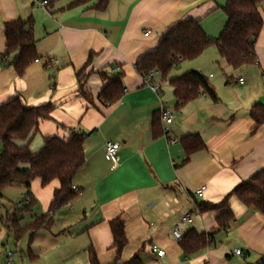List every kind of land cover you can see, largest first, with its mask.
<instances>
[{
  "label": "crops",
  "instance_id": "obj_1",
  "mask_svg": "<svg viewBox=\"0 0 264 264\" xmlns=\"http://www.w3.org/2000/svg\"><path fill=\"white\" fill-rule=\"evenodd\" d=\"M37 1L0 0V55L6 50V23L32 21L41 60L22 78L9 65L0 63V105L16 97L29 107L52 105L54 121L41 122L30 140L31 151L39 153L45 137L68 140L72 133H78L84 138L86 158L73 182L81 195L52 215V227L58 226L59 232L45 236V241L54 236L67 252L84 256L87 264L92 248L100 264H113L117 255L110 222L120 217L128 240L120 263L140 254L143 264H262L264 216L233 196L229 205L236 220L221 230L216 218L223 210L201 213L197 206L221 203L240 183L264 171V126L255 129L250 118L255 104L264 106V22L255 44L257 63L250 65L256 69V77H252L260 88L242 76L234 77L244 67L227 69L225 83L209 76L215 81L209 84L217 102L201 94L177 110L169 81L200 71L180 74L174 68L168 79L159 74L152 81L159 89L155 92L136 64L154 51L170 30L187 20L200 22L208 37L218 38L227 22L222 10L226 0H110L105 11L93 8L99 0L81 6H73L79 0H47L46 9L37 6ZM219 10V15H214ZM259 11L264 21V3ZM91 54V64L81 76L85 77L83 91L90 102L81 95L77 76ZM120 74L122 98L115 104H103L99 99L103 88ZM164 109L172 113L173 120L167 125L161 119L165 134L155 136L153 120L160 119ZM190 135H198L205 149L184 162L181 141ZM108 142L121 146L116 169L105 158ZM59 187L58 181L43 188L35 180L32 210L41 206L40 216L46 215ZM202 187L206 191L197 199L195 193ZM186 215L192 224L184 225L182 236L195 230L211 234L213 242L190 256L172 234ZM36 235L29 248L32 264L41 262L40 256L34 255ZM153 246L164 250L165 257L153 253ZM236 250L243 255L236 256Z\"/></svg>",
  "mask_w": 264,
  "mask_h": 264
},
{
  "label": "trees",
  "instance_id": "obj_2",
  "mask_svg": "<svg viewBox=\"0 0 264 264\" xmlns=\"http://www.w3.org/2000/svg\"><path fill=\"white\" fill-rule=\"evenodd\" d=\"M94 0H79L74 5H86ZM110 0H99L95 8L105 11ZM264 0H226L222 8L227 22L216 39L207 36L200 22L187 20L169 31L162 39L158 47L145 54L136 64L140 75L147 77L151 72H158L163 79H168L171 71L185 61H193L201 57L208 49L217 48L221 58V65L225 69L239 70L243 67L257 63L255 44L263 29V17L259 11ZM6 50L0 55V63L13 68L17 77L22 78L27 69L39 59L37 54V42L33 36L32 21H12L5 25ZM11 58V59H10ZM93 54L78 73L81 95L87 101L90 96L83 91L85 77H81L90 66ZM10 59V60H9ZM123 75L106 85L100 101L103 104H115L123 95ZM174 90L176 109L181 110L190 102L196 100L201 94H206L217 102L215 91L209 84V79L200 72H188L179 78L169 81ZM54 107L50 104L29 107L20 97L0 105V199L3 191L14 186H22L26 190L25 202L30 204L24 208H16L13 215H7L4 226L10 236H14L18 242L29 232L47 229L53 223L52 215L71 203L77 193L73 191V182L80 170L85 166L86 158L83 148L82 135L72 133L68 140L59 137H45L44 148L34 154L30 149V140L38 132L39 125L43 121H54ZM160 119L154 118L152 129L155 136L165 134ZM250 118L255 123V129L264 126V106L255 104L250 111ZM24 142L20 146L18 143ZM185 151L184 162L191 155L204 150L205 145L198 135H190L182 139ZM35 180L41 182L43 188L52 182L58 181L60 187L54 192L49 212L42 215L34 222L23 225V213L32 211L35 199L31 192L32 183ZM236 196L241 204L264 216V171L251 177L248 181L240 183L234 191L227 195L219 204L200 203L199 212L222 211L216 218L218 228L223 230L235 222V215L230 210L229 201ZM2 206L0 205V222ZM113 237V249L117 259L113 264H143L140 254H136L130 261L120 263V257L128 244L125 234L124 221L119 217L110 222ZM211 234L198 233L191 230L185 234L180 245L187 256L193 255L210 246ZM90 264H100L91 248L89 251ZM264 264V263H262Z\"/></svg>",
  "mask_w": 264,
  "mask_h": 264
},
{
  "label": "rangeland",
  "instance_id": "obj_3",
  "mask_svg": "<svg viewBox=\"0 0 264 264\" xmlns=\"http://www.w3.org/2000/svg\"><path fill=\"white\" fill-rule=\"evenodd\" d=\"M220 11L222 10L217 11L218 14L215 13L214 15H219ZM218 61L220 62L218 50L217 48L213 47L208 49L204 55L196 60L180 63L179 66L175 68V71L176 73L178 72L182 74V72L185 73L190 70H199L205 77L209 79L211 84H215V81L209 78L210 74L216 78V81H224L225 83L227 81V77H229V73L227 69L218 64ZM254 74H256V69L246 66L243 68V72L238 73L237 71L234 74V77L242 76L247 80L248 83L253 84L252 86L254 88L259 89V82L257 80H253V77H256ZM1 149L2 145L0 144V150ZM25 195L26 190L22 186H14L5 189L3 191V198L0 199V205L2 206L1 216L3 218V220L0 222V240L1 236L5 237L0 241V264H8L9 253L14 254V257L10 259L11 264H32V261L29 257V248L30 246H33L31 239L36 234L37 243L36 246L34 245V247H36L34 249V255L37 254L40 256L41 262L39 264H87L88 262L85 261L84 256H73L67 252L66 249H63L61 243L53 239L54 236L51 235L53 237L50 238L51 240L47 238L50 242L45 241V236L47 237V235H50V233L57 234L59 232L58 226L52 227V225H50L47 229H45V231L40 230L35 234H33V232H29L18 242L15 240L14 236H10V234L7 235V230L4 226L6 216L13 215L17 206L21 203H25ZM65 213L68 214V212ZM21 215L23 218V225L30 224L41 215V206L33 209L32 212H26ZM53 219L55 220V217Z\"/></svg>",
  "mask_w": 264,
  "mask_h": 264
},
{
  "label": "built area",
  "instance_id": "obj_4",
  "mask_svg": "<svg viewBox=\"0 0 264 264\" xmlns=\"http://www.w3.org/2000/svg\"><path fill=\"white\" fill-rule=\"evenodd\" d=\"M36 5L37 6H40L42 8H47L49 6V3L47 0H39L36 2ZM148 34H146L147 36ZM41 60L40 59H37L35 60V63H40ZM54 64H57V61L54 62ZM159 75L158 72L156 71H153L151 72L147 77H144L145 80H146V83L147 85H149L153 91L155 92H158V87H155L152 85V81L154 80V78ZM239 83H243V79H240ZM161 115H162V119L165 121V123L167 125L171 124L172 123V120H173V116H172V113L168 110V109H164L162 112H161ZM120 150H121V146L117 143H113V142H108L106 145H105V158L106 160L112 165V169H116L117 167H119V164H120V156H119V153H120ZM74 192H76L78 195H81V192L73 187L72 188ZM206 191V187H202L201 189H199L196 193H195V197L197 199H201L204 195V192ZM30 204V201L27 200L25 203H21L17 206V208H24L25 206L29 205ZM185 224H192V219L190 217V215H186L184 216L177 224H176V227L175 229L173 230V237L175 238L176 241L180 242L183 238L182 234H181V229L184 227ZM152 252L157 254L160 258H163L165 257L166 255V252L162 249H160L158 246H153L152 247ZM235 255L236 256H242V252L240 250H236L235 251ZM13 257V254L12 253H9L8 255V264H11L10 263V259Z\"/></svg>",
  "mask_w": 264,
  "mask_h": 264
},
{
  "label": "water",
  "instance_id": "obj_5",
  "mask_svg": "<svg viewBox=\"0 0 264 264\" xmlns=\"http://www.w3.org/2000/svg\"><path fill=\"white\" fill-rule=\"evenodd\" d=\"M263 263H264V261H263Z\"/></svg>",
  "mask_w": 264,
  "mask_h": 264
}]
</instances>
